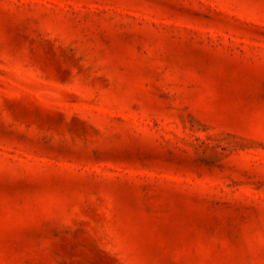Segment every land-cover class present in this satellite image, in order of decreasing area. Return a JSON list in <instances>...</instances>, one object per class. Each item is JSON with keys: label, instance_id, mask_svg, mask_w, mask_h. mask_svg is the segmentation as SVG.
Instances as JSON below:
<instances>
[{"label": "rangeland", "instance_id": "1", "mask_svg": "<svg viewBox=\"0 0 264 264\" xmlns=\"http://www.w3.org/2000/svg\"><path fill=\"white\" fill-rule=\"evenodd\" d=\"M0 264H264V0H0Z\"/></svg>", "mask_w": 264, "mask_h": 264}]
</instances>
